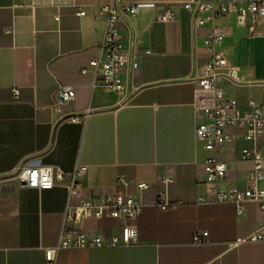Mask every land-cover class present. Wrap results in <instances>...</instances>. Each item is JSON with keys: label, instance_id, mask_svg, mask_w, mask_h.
I'll return each instance as SVG.
<instances>
[{"label": "crops", "instance_id": "obj_1", "mask_svg": "<svg viewBox=\"0 0 264 264\" xmlns=\"http://www.w3.org/2000/svg\"><path fill=\"white\" fill-rule=\"evenodd\" d=\"M109 1L0 0V264H47L46 251L60 242L66 183L50 190L23 187L16 174L32 162L66 174L87 167L78 180L82 197L91 200L116 192L119 174L150 185L141 194L134 245L65 248L55 264H264V242L237 243L264 232L258 204L247 201L238 211L235 203L215 202L207 192L205 167L212 153L196 133L207 119L195 103L203 94L195 79L213 25L196 27L182 8L191 0H117L159 7L121 16L122 51L138 67L128 64L121 71L123 93L107 92L95 84L93 72L82 69L99 55L106 31L101 6ZM166 5L174 14L171 22L157 19ZM79 9L85 16L77 15ZM214 25L223 35L219 49L240 68L241 82L221 85L226 97L241 112L250 100L264 107V20L254 36L236 14L218 17ZM64 86L74 88L75 98L57 105ZM86 111L85 123L72 122ZM235 135L219 154L229 168L218 184L223 191L251 184V161L242 158V149L259 148L264 157V133L255 143ZM165 178L173 180L167 190L177 206L161 210L157 195ZM257 184L264 189V179ZM121 225L88 218L81 228L90 237L109 238ZM203 233L206 243L196 244Z\"/></svg>", "mask_w": 264, "mask_h": 264}, {"label": "built area", "instance_id": "obj_2", "mask_svg": "<svg viewBox=\"0 0 264 264\" xmlns=\"http://www.w3.org/2000/svg\"><path fill=\"white\" fill-rule=\"evenodd\" d=\"M156 3L138 2L126 3L110 0L101 6V15L105 19L106 31L103 42L99 48V55L92 59L88 67L82 69L83 74L93 72L95 84L103 90L116 94L125 91V81L121 71L128 64L134 69L138 67L135 61L122 51L120 35L117 28L121 16H137L143 9L157 10ZM182 8L195 18L198 28L213 25L212 31L207 35L204 45L208 55L202 71L195 79V83L203 92L197 96L195 103L206 116V122L197 128V137L205 143L206 149L212 153L206 161L205 173L207 182L210 184L207 192L215 202H233L240 211L243 203L253 201L258 204L261 214L264 216V189L258 186V182L264 179V157L259 148L242 149L241 156L244 160H250L251 166L248 170V179L251 184L248 188L230 189L223 191L218 184L228 175V165L219 158V154L235 141L236 135L240 134L246 142L255 143L264 133V107L250 100L246 111L238 110L235 100L228 99L222 88L226 80L241 82L240 68L229 63L220 44L223 35L214 25L218 17L236 14L240 25L247 27L248 35L256 34L257 25L264 20V0H191L182 4ZM77 15L85 16V10L79 9ZM250 18L252 23L247 25ZM57 14L55 20L59 21ZM157 19L162 22L174 20V14L168 5L164 6L158 13ZM8 29L7 33H11ZM150 54V51H147ZM19 91H15L18 95ZM57 105L70 103L75 98L73 87H61L57 94ZM89 116L86 111L84 117H74L72 122L85 123ZM87 167L77 166L75 170L66 174L51 166L41 163H28L16 174L23 183V187L34 190H50L58 184L66 183L69 192V200L64 213V222L60 242L57 247L46 251L47 264H55L58 252L65 248H115L126 245H134L138 240L136 221L143 211V200L141 194L149 190L147 183L137 182L124 174L117 176V191L110 193L98 200L82 197V184L78 178L83 176ZM173 180L165 178L162 180L164 189L157 195V207L167 210L177 205L172 204L169 199L167 188ZM128 189H134L136 193H129ZM204 202L205 199L201 198ZM109 218L119 221L120 232L109 238L100 236L90 237L83 232L81 225L88 219ZM208 233H203L195 238L196 244H205L202 238ZM264 242V232H254L246 239H239L238 244Z\"/></svg>", "mask_w": 264, "mask_h": 264}]
</instances>
